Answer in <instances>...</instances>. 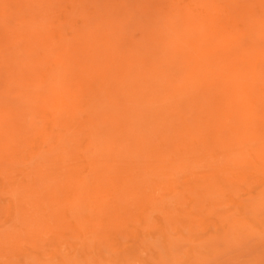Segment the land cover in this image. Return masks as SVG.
<instances>
[{"label": "rangeland", "instance_id": "1", "mask_svg": "<svg viewBox=\"0 0 264 264\" xmlns=\"http://www.w3.org/2000/svg\"><path fill=\"white\" fill-rule=\"evenodd\" d=\"M0 160V264H264V0H0Z\"/></svg>", "mask_w": 264, "mask_h": 264}, {"label": "bare ground", "instance_id": "2", "mask_svg": "<svg viewBox=\"0 0 264 264\" xmlns=\"http://www.w3.org/2000/svg\"><path fill=\"white\" fill-rule=\"evenodd\" d=\"M132 5V4H131ZM10 10V9H9ZM22 10V9H21ZM23 12V11H22ZM90 12V11H89ZM88 12V13H89ZM94 13V12H93ZM44 19V18H43ZM129 21V20H128ZM34 26H36V25H34ZM125 26H126V24H125ZM42 28H43V25L41 26ZM55 27V26H54ZM35 28H39V27H35ZM46 28V27H45ZM202 29V28H201ZM199 31H200V29H198ZM35 31V30H34ZM41 31H42V29H41ZM200 33V32H199ZM60 42V41H59ZM108 42V41H107ZM66 46H67V43H66ZM226 46H223L222 48H220L219 49V47H217L215 50H213L212 52H210L209 54H210V57H212V55H217L216 53H217V50L220 52V51H222V50H224V48H225ZM250 48V47H249ZM87 53V52H86ZM89 55V54H88ZM87 56V55H86ZM89 57V56H88ZM56 58V57H55ZM41 59V58H40ZM88 59V58H87ZM58 61H61L60 59H58ZM93 64V63H92ZM5 74V73H4ZM256 74V73H255ZM255 80H257V78H256V76H255V78H254ZM107 82V81H106ZM178 82V81H177ZM109 86V85H108ZM102 91H104V90H102ZM54 96V95H53ZM101 96V95H100ZM114 98V97H113ZM120 102V101H119ZM16 103V102H15ZM121 103V102H120ZM17 104V103H16ZM21 105H23V104H21ZM14 106H15V104H14ZM65 106H66V104H65ZM65 106H63V107H65ZM13 107V106H12ZM12 107L10 108V109H12ZM62 107V108H63ZM180 109V108H179ZM14 110V108L12 109V111ZM20 114V113H19ZM57 116V115H56ZM189 120V119H188ZM190 126V125H189ZM9 135H10V133H9ZM8 137V136H7ZM6 140V139H5ZM12 140V139H11ZM44 140V139H43ZM51 141V140H50ZM11 144V143H10ZM8 151V150H7ZM1 161V160H0ZM60 162V161H59ZM63 162V161H62ZM61 163V162H60ZM63 164V163H62ZM10 165V164H9ZM8 165V166H9ZM13 165V164H12ZM11 165V166H12ZM63 165H65V164H63ZM200 166V165H199ZM145 175V174H144ZM195 188H197V187H195ZM14 193V192H13ZM119 204V203H118ZM82 213V212H81ZM36 219V218H35ZM97 225V224H96ZM110 227V226H109ZM81 230V229H80ZM94 233V232H93ZM95 234V233H94ZM139 252V251H138ZM69 259V258H68Z\"/></svg>", "mask_w": 264, "mask_h": 264}]
</instances>
